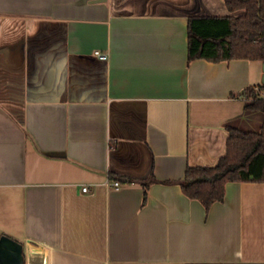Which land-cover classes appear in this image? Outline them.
<instances>
[{"label": "crops", "instance_id": "obj_1", "mask_svg": "<svg viewBox=\"0 0 264 264\" xmlns=\"http://www.w3.org/2000/svg\"><path fill=\"white\" fill-rule=\"evenodd\" d=\"M243 14L0 0V235L44 264H264V182H228L208 209L180 185L226 154L228 122H258L244 91L263 61L188 60L191 16Z\"/></svg>", "mask_w": 264, "mask_h": 264}, {"label": "trees", "instance_id": "obj_2", "mask_svg": "<svg viewBox=\"0 0 264 264\" xmlns=\"http://www.w3.org/2000/svg\"><path fill=\"white\" fill-rule=\"evenodd\" d=\"M230 12L243 15L191 16L188 19V60L212 62L232 59L264 62V0H225ZM264 83L245 89L244 114L261 113L259 129L240 126L239 119L226 124L227 151L213 166L188 165L180 181L183 192L208 209L224 200L228 182H264ZM144 185L147 198L148 181Z\"/></svg>", "mask_w": 264, "mask_h": 264}, {"label": "water", "instance_id": "obj_3", "mask_svg": "<svg viewBox=\"0 0 264 264\" xmlns=\"http://www.w3.org/2000/svg\"><path fill=\"white\" fill-rule=\"evenodd\" d=\"M264 81V77H263ZM38 250L4 234L0 235V264H44L45 258L35 262L32 257Z\"/></svg>", "mask_w": 264, "mask_h": 264}, {"label": "built area", "instance_id": "obj_4", "mask_svg": "<svg viewBox=\"0 0 264 264\" xmlns=\"http://www.w3.org/2000/svg\"><path fill=\"white\" fill-rule=\"evenodd\" d=\"M96 54H98L100 57H106V55L104 53H100L99 51H97ZM261 96L264 98V92L261 93ZM109 185L113 186V187H115L117 189H119L122 186L121 182L118 181V180L111 181L109 183ZM82 190H83V192H88L89 191V187L88 186H84L82 188Z\"/></svg>", "mask_w": 264, "mask_h": 264}, {"label": "rangeland", "instance_id": "obj_5", "mask_svg": "<svg viewBox=\"0 0 264 264\" xmlns=\"http://www.w3.org/2000/svg\"><path fill=\"white\" fill-rule=\"evenodd\" d=\"M258 122L252 123L253 125H245V128L252 129V130H257L259 129V126L261 125L262 119H263V114L259 113V116L257 117Z\"/></svg>", "mask_w": 264, "mask_h": 264}]
</instances>
